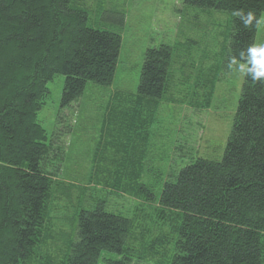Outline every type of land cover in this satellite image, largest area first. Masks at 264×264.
Masks as SVG:
<instances>
[{
  "label": "trees",
  "instance_id": "1",
  "mask_svg": "<svg viewBox=\"0 0 264 264\" xmlns=\"http://www.w3.org/2000/svg\"><path fill=\"white\" fill-rule=\"evenodd\" d=\"M184 2L257 18L264 12V0ZM88 20L71 0H0V264H164L155 245L167 237L166 224L176 237L168 264H264V78L246 74L220 160L195 159L164 182L158 197L139 181L136 158L121 172L103 169L96 185L78 188L66 250L53 246L51 203L76 184L47 167L52 147L37 121L47 82L64 75L61 106H68L87 82H112L121 47L120 34ZM256 30L255 21L246 28L233 16L230 60L253 45ZM170 62V46L146 49L133 111L165 96ZM110 197L137 203L126 216ZM149 215L162 224L146 242Z\"/></svg>",
  "mask_w": 264,
  "mask_h": 264
},
{
  "label": "rangeland",
  "instance_id": "2",
  "mask_svg": "<svg viewBox=\"0 0 264 264\" xmlns=\"http://www.w3.org/2000/svg\"><path fill=\"white\" fill-rule=\"evenodd\" d=\"M71 5L87 11L89 26L118 33L122 40L109 85L89 81L82 95L63 107L65 77L55 74L37 113L52 147L47 167H59V180L76 184L67 197L57 194L51 203L50 239L63 250L76 228L78 188L96 185L99 173L106 176L101 171L121 172L129 167L126 160L136 158L139 181L158 197L164 182L195 159L220 160L245 77L229 67L233 15L228 11L184 0H71ZM259 43H264V25L255 33L253 44ZM161 44L171 47L168 90L162 99L144 100L137 108L140 113L135 112L146 49ZM110 201L114 211L126 216L123 211L130 212L137 203L128 197ZM161 224L149 215L146 242ZM166 225L167 237L155 245L157 260L164 264L172 257L176 238Z\"/></svg>",
  "mask_w": 264,
  "mask_h": 264
},
{
  "label": "clouds",
  "instance_id": "3",
  "mask_svg": "<svg viewBox=\"0 0 264 264\" xmlns=\"http://www.w3.org/2000/svg\"><path fill=\"white\" fill-rule=\"evenodd\" d=\"M232 15L239 18L246 28L252 26L253 21H255V27L258 29L264 25V16L257 18L252 11L245 13L244 10L238 9L234 10ZM229 67L234 72L249 75L254 81L264 78V43L253 44L247 48L246 52L241 51L239 59L233 56Z\"/></svg>",
  "mask_w": 264,
  "mask_h": 264
}]
</instances>
